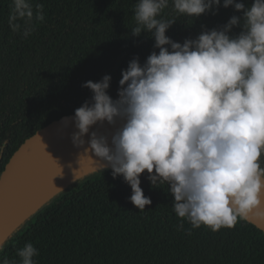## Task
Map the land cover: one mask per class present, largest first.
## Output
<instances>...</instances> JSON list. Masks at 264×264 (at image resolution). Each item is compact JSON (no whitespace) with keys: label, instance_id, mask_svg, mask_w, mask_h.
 <instances>
[{"label":"clouds","instance_id":"1","mask_svg":"<svg viewBox=\"0 0 264 264\" xmlns=\"http://www.w3.org/2000/svg\"><path fill=\"white\" fill-rule=\"evenodd\" d=\"M170 3L189 18L215 14L221 6L243 15L180 43L166 35L177 21L162 16ZM43 8L12 0L10 27L29 36L44 20ZM134 20L131 34H150L159 51L143 64L138 57L128 63L115 99L108 94L110 75L82 85L93 93L91 100L64 118L77 129L73 145L87 143L84 153L103 165L99 170L122 176L140 211L152 203L141 175L148 174L153 188L167 184L180 228L186 220L192 229L217 232L264 215V0L248 7L237 0H137ZM234 27H241L235 36ZM105 122L112 131L90 132ZM6 145L0 141V153ZM16 255L18 264H38L31 242Z\"/></svg>","mask_w":264,"mask_h":264},{"label":"trees","instance_id":"2","mask_svg":"<svg viewBox=\"0 0 264 264\" xmlns=\"http://www.w3.org/2000/svg\"><path fill=\"white\" fill-rule=\"evenodd\" d=\"M237 2L248 7L253 0ZM32 3L43 4L44 20L24 37L9 25L12 0H0V141H7L0 175L28 138L91 100L85 82L110 75L108 94L115 99L128 63L138 57L143 64L159 51L150 34H131L137 0ZM234 15L243 13L221 6L215 14L189 18L171 3L162 13L177 20L166 35L180 43L221 28ZM240 31L234 27L230 35ZM147 175H141V187L152 203L144 211L131 203L130 186L122 176L113 178L110 168L71 183L11 234L0 248V264H18L17 250L29 242L39 251L38 264H264V233L255 225L245 220L213 232L192 229L185 220L180 228L168 185L153 188Z\"/></svg>","mask_w":264,"mask_h":264},{"label":"water","instance_id":"3","mask_svg":"<svg viewBox=\"0 0 264 264\" xmlns=\"http://www.w3.org/2000/svg\"><path fill=\"white\" fill-rule=\"evenodd\" d=\"M71 117L74 116L68 118ZM64 118L40 129L28 138L13 154L0 175V248L21 224L53 196L76 180L103 167L100 164L76 177L13 225L22 201L27 198L31 188L37 185L43 176L52 174L54 171H60L63 165L91 159L87 153H84L87 143L84 147L73 145L71 135L77 129L74 126V121L69 120L66 124ZM112 130L111 126L105 122L103 127L93 126L90 132L99 131L103 133ZM88 139L89 136H85V141ZM93 159L97 158L93 157ZM246 221L264 233V215L252 214Z\"/></svg>","mask_w":264,"mask_h":264},{"label":"bare ground","instance_id":"4","mask_svg":"<svg viewBox=\"0 0 264 264\" xmlns=\"http://www.w3.org/2000/svg\"><path fill=\"white\" fill-rule=\"evenodd\" d=\"M100 164L99 161L89 159L79 163L63 165L60 171H54L52 174L43 176L40 182L31 188L27 198L22 201L13 225L41 205L55 192L65 187L70 181Z\"/></svg>","mask_w":264,"mask_h":264}]
</instances>
